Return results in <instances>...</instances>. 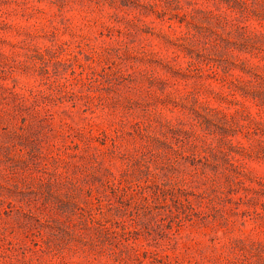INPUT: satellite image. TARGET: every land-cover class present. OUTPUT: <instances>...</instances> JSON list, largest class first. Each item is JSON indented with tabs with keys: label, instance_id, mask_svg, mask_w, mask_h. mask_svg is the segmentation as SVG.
Segmentation results:
<instances>
[{
	"label": "rangeland",
	"instance_id": "1",
	"mask_svg": "<svg viewBox=\"0 0 264 264\" xmlns=\"http://www.w3.org/2000/svg\"><path fill=\"white\" fill-rule=\"evenodd\" d=\"M0 264H264V0H0Z\"/></svg>",
	"mask_w": 264,
	"mask_h": 264
},
{
	"label": "trees",
	"instance_id": "2",
	"mask_svg": "<svg viewBox=\"0 0 264 264\" xmlns=\"http://www.w3.org/2000/svg\"><path fill=\"white\" fill-rule=\"evenodd\" d=\"M161 191H162L163 193H165V191H164L163 189H161Z\"/></svg>",
	"mask_w": 264,
	"mask_h": 264
}]
</instances>
